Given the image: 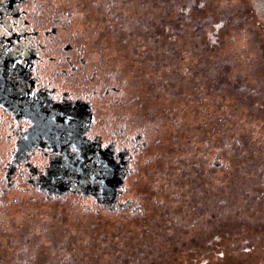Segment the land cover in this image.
<instances>
[{
    "label": "flooded vegetation",
    "instance_id": "obj_1",
    "mask_svg": "<svg viewBox=\"0 0 264 264\" xmlns=\"http://www.w3.org/2000/svg\"><path fill=\"white\" fill-rule=\"evenodd\" d=\"M206 2L0 0V264H264V83L195 74ZM85 130L103 185L57 172Z\"/></svg>",
    "mask_w": 264,
    "mask_h": 264
},
{
    "label": "rangeland",
    "instance_id": "obj_2",
    "mask_svg": "<svg viewBox=\"0 0 264 264\" xmlns=\"http://www.w3.org/2000/svg\"><path fill=\"white\" fill-rule=\"evenodd\" d=\"M205 1V0H204ZM211 0V2H206L205 10L208 14H211L212 16H209V19L214 22H219L220 19L223 16L226 18L232 19L233 22H231L230 26H232V30H234V34L237 38V48L234 50L232 48H229V46L222 47V45H218L216 47L209 46V51H211L212 56L218 61L213 60L211 55H207L206 58H209L207 62L203 65V68L198 69L195 74H204L206 78V74H212V72L216 69L215 64H219L223 61L225 65V75L222 77L224 78V83L226 85L231 84L233 82L234 85H260L264 83V16L261 15L258 11V8L256 6L257 0H224L221 3L222 7L220 10L215 9L214 4ZM219 5L217 6V8ZM227 14V15H226ZM258 26L259 33L255 36L252 34L251 30L255 28V26ZM251 32L249 40L243 42L242 40L244 38H248L246 35ZM241 33H246L245 35H241ZM193 34H195L193 32ZM225 32H220L221 37V44H226L225 36H223ZM252 36H254L252 38ZM223 42V43H222ZM248 48L247 51L243 52L246 53L248 57V61L251 63H244L242 60L238 57L237 53L241 50ZM189 48L196 49L195 55H192V57H189L191 59V64H196L195 61L199 59L200 54V45L199 42H192V44L189 45ZM251 50H250V49ZM191 56V55H190ZM223 56V57H222ZM192 58L194 60H192ZM234 61V62H233ZM198 66V67H200ZM222 67V64H221ZM223 69V68H222ZM196 70V69H194ZM213 70V71H212ZM232 71L230 74L229 72ZM220 72V71H218ZM214 73V72H213ZM201 77V76H200ZM199 77V78H200ZM263 82V83H262Z\"/></svg>",
    "mask_w": 264,
    "mask_h": 264
},
{
    "label": "snow or ice",
    "instance_id": "obj_3",
    "mask_svg": "<svg viewBox=\"0 0 264 264\" xmlns=\"http://www.w3.org/2000/svg\"><path fill=\"white\" fill-rule=\"evenodd\" d=\"M18 63H22V61H18ZM32 95L35 96L36 93L33 92ZM53 99H56V97H53ZM84 136L86 139H77L76 142L71 140L65 142V152L67 155L56 152L52 153L54 157H63L62 162H58L59 168L57 172L62 168L64 169V174L67 175V170L72 169L74 172L86 175L88 179H92L103 185L104 178L112 174L114 168L119 164L117 154L121 149L114 148L112 152L101 154L99 151H93L89 145V142L93 141L95 136L89 135L86 130ZM111 144L112 142L109 141L107 144H97L96 147L98 149H108ZM89 151H92L91 156L88 155Z\"/></svg>",
    "mask_w": 264,
    "mask_h": 264
},
{
    "label": "bare ground",
    "instance_id": "obj_4",
    "mask_svg": "<svg viewBox=\"0 0 264 264\" xmlns=\"http://www.w3.org/2000/svg\"><path fill=\"white\" fill-rule=\"evenodd\" d=\"M258 11L263 15L264 14V0H257Z\"/></svg>",
    "mask_w": 264,
    "mask_h": 264
}]
</instances>
